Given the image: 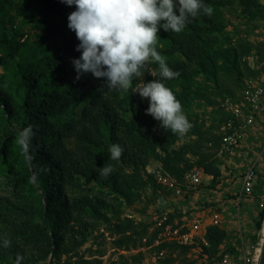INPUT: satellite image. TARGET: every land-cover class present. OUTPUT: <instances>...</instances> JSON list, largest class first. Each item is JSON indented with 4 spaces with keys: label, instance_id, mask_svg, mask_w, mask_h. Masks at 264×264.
Here are the masks:
<instances>
[{
    "label": "trees",
    "instance_id": "obj_1",
    "mask_svg": "<svg viewBox=\"0 0 264 264\" xmlns=\"http://www.w3.org/2000/svg\"><path fill=\"white\" fill-rule=\"evenodd\" d=\"M203 2L213 7L212 16L190 18L179 34L162 27L158 33L157 50L180 73L163 82L181 101L191 124L181 136L147 114L150 101L138 93L107 87L97 91L105 79L90 72L76 79L72 61L82 53L76 50L80 43L76 33L68 27L74 4L0 0V185L6 180L16 189L10 195L0 194V234L11 239L10 248L0 247V264H15L17 254L23 257L21 264H44L49 256L56 264H74V257L82 260L79 249L101 226L115 235V250L152 244L157 229L144 242L147 227L139 229L134 220L122 217V206L140 200L145 186L166 188L146 170L152 160L160 161L180 182L195 166L213 175L211 183L220 180L216 155L224 137L221 126L230 115L219 108L220 116L207 125L194 109L217 104L214 96H233L224 80L243 88L245 76L259 73L245 64L244 57L256 53L264 60V41L255 46L247 37L234 38L235 33L226 31L225 12L233 14L238 3L239 18L258 21L264 19V1ZM149 67L158 70L156 63ZM155 78L161 79L146 72L142 79ZM139 82L134 80L133 88ZM28 125L35 132L30 159L15 143ZM184 136L189 140L182 141ZM112 143L124 149L119 160L109 159ZM106 163L114 170L103 178L98 168ZM34 174L36 181L31 182ZM51 175L55 183L48 182ZM55 187L61 189L59 196ZM257 217L260 229L264 208ZM207 237L215 254L228 233L222 226L210 225ZM157 249L186 256L189 246L162 242ZM143 258L139 250L129 256L118 254L110 264H142ZM180 264L195 262L184 257Z\"/></svg>",
    "mask_w": 264,
    "mask_h": 264
},
{
    "label": "clouds",
    "instance_id": "obj_2",
    "mask_svg": "<svg viewBox=\"0 0 264 264\" xmlns=\"http://www.w3.org/2000/svg\"><path fill=\"white\" fill-rule=\"evenodd\" d=\"M76 10L68 16V27L76 33L80 43L76 50L81 56L72 63L79 80L85 73L104 78L110 90L138 93L150 101L146 113L160 121V126L174 135L183 136L191 124L183 111L182 103L163 80L179 76L172 70L166 58L157 50L158 33L164 31L181 33L190 18L213 15V7L203 0H63ZM178 9V13H177ZM156 63L158 70L149 65ZM161 79L145 81V73ZM140 82L133 88V81ZM35 132L32 125L19 131L15 143L21 154L30 159V145ZM124 149L118 143L108 147L109 159L119 160ZM111 164L98 168L99 176L107 178L112 172ZM31 182L36 181L34 174ZM0 247H11V239L0 234ZM23 257L17 254L15 264Z\"/></svg>",
    "mask_w": 264,
    "mask_h": 264
},
{
    "label": "rangeland",
    "instance_id": "obj_3",
    "mask_svg": "<svg viewBox=\"0 0 264 264\" xmlns=\"http://www.w3.org/2000/svg\"><path fill=\"white\" fill-rule=\"evenodd\" d=\"M233 8H237V11H234L233 14H231L228 10L225 12L228 21L226 31L232 34L235 33L233 34L234 38H238L239 36L247 37L255 46H257L259 42L264 41V19L247 22L245 19L238 17L240 9L239 4H234ZM244 60L245 64L250 68H252L254 60H257L258 65L260 66L259 73L264 75V60L260 59V54L251 53L248 56H245ZM247 76L245 77L247 78ZM198 78L202 77L199 76ZM223 83L226 87H230L234 91L233 96H214L217 100H219L217 104H209L202 107L198 106L194 109L196 113H201V116L206 118L207 125L211 123L213 117L216 118L220 116L218 113L219 108L226 112L225 108L228 100L235 101L242 95V88H239L234 81L227 79L224 80ZM257 124V129H254L255 131L252 133L255 134L254 138H247L250 140L253 149L250 155H246L247 158L251 155L253 156L250 157L248 161L249 163L247 164L250 165L257 159L258 174L260 178L256 183L253 198L247 199L243 202V213L241 218L242 223L240 225L244 231L247 241H249L252 236H255V238L263 237V233L261 232L262 228L259 229L256 222L258 212L264 208V182L262 181L264 178V113L261 117H259ZM257 132L258 134H256ZM184 140H189V137L184 136L182 141ZM182 141H179V145L182 144ZM216 156L223 174L226 175V177L221 176L220 180L216 183H203L197 186L185 184L183 186V193L179 196L167 188H155L151 185H147L141 190V199L132 204L130 207H132L133 211L136 213L137 218L134 221L138 228L141 229L144 226L147 227V234L143 239L144 242L156 231L158 218L167 216V222L173 223L180 221L183 217V210L188 208H201V210H204L205 214L212 211L221 212V216L225 219L222 226H224L228 233L226 245L229 246L235 241H239L238 237L233 238V236H236L239 226L234 216V206L236 204L234 201V198L236 197L235 189L237 190L235 187L239 184V181H237L236 178H232V180L229 181L231 182L229 184L228 180L230 177L234 176V173H236V175L241 179L244 174V168H241L240 166L243 164L239 163L234 166L231 164L232 160L230 158L232 156L223 154L219 155V152ZM158 163L161 162L158 160H152L147 165L146 170L148 171V168H151ZM224 180H227V183ZM48 182H56L53 175L48 178ZM206 182L209 181L206 180ZM56 185H58V183H56ZM13 191H16V189L13 185L7 183L6 180L1 183L0 194L10 195ZM60 192L61 189L59 187H55V193L58 196L60 195ZM159 196L162 197L160 201H158ZM231 202L234 205H232ZM261 203H263V205H261ZM122 207L124 209L122 217H126L125 210L126 207L129 206L125 204ZM227 208H229V210ZM226 212L229 213L228 216ZM223 215H226V218ZM156 236L157 235H155L153 243L150 245L145 244L139 245L137 248L115 250L112 245V240L115 235L111 233L107 227L101 226L89 236L87 242L79 249V252L82 255V260L78 259V256L74 257V264H110L112 260L117 258L118 254H125L129 256L130 254L139 251L141 246H145L142 264H180V261L184 257L191 260L189 251L187 255L184 256L180 254L179 251L171 253L168 249L158 250L157 246L160 243H156ZM65 258L66 255H63L61 261H64ZM165 258L168 260L163 262L165 261ZM44 264H56V262H51V257L49 256L48 259L44 261Z\"/></svg>",
    "mask_w": 264,
    "mask_h": 264
},
{
    "label": "built area",
    "instance_id": "obj_4",
    "mask_svg": "<svg viewBox=\"0 0 264 264\" xmlns=\"http://www.w3.org/2000/svg\"><path fill=\"white\" fill-rule=\"evenodd\" d=\"M252 68L260 70L257 60H254ZM225 110L230 116L221 126L224 137L218 152L219 155L233 156L241 147L248 132L253 129L259 117L264 113V75L258 73L245 78L242 95L235 101L228 100ZM148 172L154 175L157 183L162 184L178 196L183 193L185 184L197 186L210 183L213 179V175L205 173L198 166L185 173L184 183L172 176L161 163L148 168ZM258 179L260 178L256 159L246 168L240 185L235 192L234 216L239 226L237 234L233 238L238 237V242L235 241L227 246L225 240L219 250L212 254L207 229L210 225L222 226L225 219L219 211L205 214L201 208H188L183 210V217L180 221L171 223L167 222V216L158 218L156 243L174 242L189 246V255L195 264H259L263 237L255 238V236H252L250 240L248 237L249 241H247L240 225L242 223L243 202L253 198ZM206 180L209 182H206ZM262 181L264 182V178ZM161 199L162 197L159 196L158 201ZM125 216L132 220L137 218L136 213L130 206L126 207ZM144 247L141 246L139 250L144 251Z\"/></svg>",
    "mask_w": 264,
    "mask_h": 264
},
{
    "label": "crops",
    "instance_id": "obj_5",
    "mask_svg": "<svg viewBox=\"0 0 264 264\" xmlns=\"http://www.w3.org/2000/svg\"><path fill=\"white\" fill-rule=\"evenodd\" d=\"M257 125L258 124H256L254 127H253V129L250 131V132H248V134L246 135V137L244 138V140H243V142H242V144H241V147L236 151V153H235V155H233L230 159L232 160V162H231V164L232 165H234L235 166V164H239V163H242L243 165L242 166H240L241 168H244L243 169V172H245L246 171V168L249 166L247 163H249L248 161H249V159H250V157H253L252 155L251 156H249L248 158H247V156L246 155H250L251 154V152H252V145H251V142H250V140H248L247 138H250V137H252V138H254V135L255 134H252L256 129H257ZM255 129V130H254ZM256 134H258V132L256 133ZM248 136V137H247ZM255 161V160H254ZM229 165V164H228ZM223 176H225L226 177V175L225 174H223V171H222V177ZM232 178H236V180L237 181H239V184L235 187V188H238V186L240 185V182H241V180H242V177H241V179H240V177H238L237 175H236V173H234V176L233 177H230V179L228 180V183L230 184L231 182H229V181H231L232 180ZM225 181V180H224ZM236 181V182H237ZM226 183H227V180L225 181ZM235 191H236V189H235ZM232 203V202H231ZM232 205H234L233 203H232ZM228 210H229V208H227ZM231 209V208H230ZM227 213V216H228V212H226ZM225 218H226V215H223ZM228 221V220H227Z\"/></svg>",
    "mask_w": 264,
    "mask_h": 264
},
{
    "label": "water",
    "instance_id": "obj_6",
    "mask_svg": "<svg viewBox=\"0 0 264 264\" xmlns=\"http://www.w3.org/2000/svg\"><path fill=\"white\" fill-rule=\"evenodd\" d=\"M259 264H264V240H263V244H262V251H261Z\"/></svg>",
    "mask_w": 264,
    "mask_h": 264
},
{
    "label": "bare ground",
    "instance_id": "obj_7",
    "mask_svg": "<svg viewBox=\"0 0 264 264\" xmlns=\"http://www.w3.org/2000/svg\"><path fill=\"white\" fill-rule=\"evenodd\" d=\"M263 226H262V230H261V232L263 233V240H264V221H263V224H262Z\"/></svg>",
    "mask_w": 264,
    "mask_h": 264
}]
</instances>
